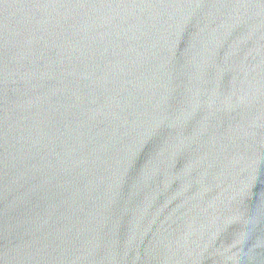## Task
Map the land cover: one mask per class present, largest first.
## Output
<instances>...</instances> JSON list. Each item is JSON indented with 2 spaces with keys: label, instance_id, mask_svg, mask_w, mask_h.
<instances>
[{
  "label": "water",
  "instance_id": "95a60500",
  "mask_svg": "<svg viewBox=\"0 0 264 264\" xmlns=\"http://www.w3.org/2000/svg\"><path fill=\"white\" fill-rule=\"evenodd\" d=\"M0 264H264V0H0Z\"/></svg>",
  "mask_w": 264,
  "mask_h": 264
}]
</instances>
